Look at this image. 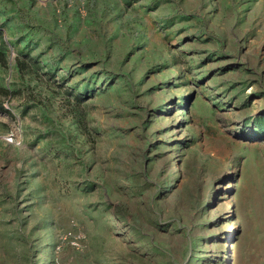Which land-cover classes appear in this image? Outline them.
<instances>
[{"label": "rangeland", "instance_id": "rangeland-1", "mask_svg": "<svg viewBox=\"0 0 264 264\" xmlns=\"http://www.w3.org/2000/svg\"><path fill=\"white\" fill-rule=\"evenodd\" d=\"M0 264H264V0H0Z\"/></svg>", "mask_w": 264, "mask_h": 264}, {"label": "bare ground", "instance_id": "bare-ground-1", "mask_svg": "<svg viewBox=\"0 0 264 264\" xmlns=\"http://www.w3.org/2000/svg\"><path fill=\"white\" fill-rule=\"evenodd\" d=\"M245 136H246V137H257V135H256L255 133H253V132H247V133L245 134Z\"/></svg>", "mask_w": 264, "mask_h": 264}, {"label": "built area", "instance_id": "built-area-1", "mask_svg": "<svg viewBox=\"0 0 264 264\" xmlns=\"http://www.w3.org/2000/svg\"><path fill=\"white\" fill-rule=\"evenodd\" d=\"M7 141L12 142L13 138L12 137H7Z\"/></svg>", "mask_w": 264, "mask_h": 264}]
</instances>
